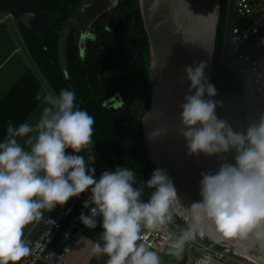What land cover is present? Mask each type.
Listing matches in <instances>:
<instances>
[{
	"label": "clouds",
	"instance_id": "9594fccd",
	"mask_svg": "<svg viewBox=\"0 0 264 264\" xmlns=\"http://www.w3.org/2000/svg\"><path fill=\"white\" fill-rule=\"evenodd\" d=\"M206 62L184 69L189 82L179 105L182 138L189 156L217 157L215 172L202 173L201 199L188 207L191 223L170 245L184 243L210 223L223 238L264 242V112L234 127L219 116L223 101L205 76ZM73 91H48L39 120L34 124L7 123L0 140V264H17L30 253L22 239L24 228L43 219L70 198L88 193L80 222L102 232L92 253L107 257V264H159V256L137 243L142 229L158 230L172 221L170 208L178 203L176 189L163 168H156L143 186H134L135 174L115 167L95 176L92 148L94 119L75 103ZM161 135L149 133V139ZM23 139V145L20 140ZM66 150H71L66 154ZM89 153L86 158L81 153ZM50 224L55 222L47 221Z\"/></svg>",
	"mask_w": 264,
	"mask_h": 264
},
{
	"label": "water",
	"instance_id": "95a60500",
	"mask_svg": "<svg viewBox=\"0 0 264 264\" xmlns=\"http://www.w3.org/2000/svg\"><path fill=\"white\" fill-rule=\"evenodd\" d=\"M220 3L221 0H138L148 43L152 86L149 107L140 122L144 154L152 170L163 168L171 179L179 202L170 210L186 228L191 223L188 207L201 199V174L215 172L221 161L215 156L187 154L179 121V105L189 87L184 69L206 62L205 76L212 83ZM81 10L76 11L63 30L60 50L64 32L74 26ZM0 15L12 19L19 29L38 39L52 22L51 15L35 10L24 0H0ZM138 51L133 27L130 48L123 61L130 64ZM61 69L66 74L63 61ZM154 130H160L161 135L150 140L149 133ZM197 235L216 248L226 249L253 264H264V242L251 236L245 240L223 238L207 222L203 225V235Z\"/></svg>",
	"mask_w": 264,
	"mask_h": 264
},
{
	"label": "flooded vegetation",
	"instance_id": "af4514ba",
	"mask_svg": "<svg viewBox=\"0 0 264 264\" xmlns=\"http://www.w3.org/2000/svg\"><path fill=\"white\" fill-rule=\"evenodd\" d=\"M25 2L35 10L52 16L51 24L44 31L45 33L50 29L44 42L45 51L52 46L55 33L61 39L69 19L82 8L74 26L64 32L58 59L49 56L47 60V63L59 61L60 66L63 61L66 68V74L63 73L56 89L58 92L61 89L73 91L75 103L88 114H124L125 125L141 132L140 122L148 110L152 86L149 81L148 43L144 48L143 42H147V38L138 0ZM89 3L90 9H87ZM133 27L137 32L139 51L129 64L123 61V57L130 48ZM70 49H74V52H70ZM33 65L39 76L34 61ZM69 65L75 67L77 74L74 78L68 74ZM46 87L49 91H54L47 85Z\"/></svg>",
	"mask_w": 264,
	"mask_h": 264
},
{
	"label": "built area",
	"instance_id": "2783aa9c",
	"mask_svg": "<svg viewBox=\"0 0 264 264\" xmlns=\"http://www.w3.org/2000/svg\"><path fill=\"white\" fill-rule=\"evenodd\" d=\"M223 4V32L220 47V61L233 76L248 87L254 118L260 113L258 104L264 94V54L256 59L251 51H243L247 42L258 35L264 27V0H221ZM5 17L0 20L4 23ZM97 157L92 166L98 179L104 171H112ZM87 154L86 158L88 157ZM88 193L78 198H70L59 206L53 216L46 218L45 226L33 242L24 240L30 253L17 264H63L83 235L86 227L79 216L89 214L83 208ZM171 213V210H170ZM52 220L55 223H48ZM173 221L158 230H144L137 243H143L149 250L155 251L166 259H176L181 264H253L226 249L213 248L197 238L187 240L182 250L170 247L180 236Z\"/></svg>",
	"mask_w": 264,
	"mask_h": 264
},
{
	"label": "trees",
	"instance_id": "16d2710c",
	"mask_svg": "<svg viewBox=\"0 0 264 264\" xmlns=\"http://www.w3.org/2000/svg\"><path fill=\"white\" fill-rule=\"evenodd\" d=\"M222 10L223 4L221 2L212 79V83L217 89V97L215 99L223 101V107L218 109L217 114L228 119L234 127H243L246 124V110L243 103L241 84L220 61V47L223 32ZM21 32L25 48L30 58L34 61L39 76L33 71H27L0 100V140H3L6 135V127L9 121L14 126L26 122L39 103L38 96L42 93L43 85H47L58 93L56 87L61 82L63 75L59 61L56 63H47L49 56L50 58L58 59L60 50L59 34H54L52 46L50 45V48L45 51L44 42L50 29H47L40 39L36 38L30 32L23 30ZM263 40L264 27L258 35L251 38L243 46L242 50L251 51L254 53L255 58L258 59L264 54ZM143 47H147L146 41L143 42ZM70 52L73 53L74 49H70ZM74 68L73 65L67 66L68 74L73 78L77 74ZM258 108L260 112H264V94L259 101ZM89 115L93 117L95 123L93 126L92 144L99 160L112 171L117 166L132 170L135 174L136 181L134 186L143 188L144 196L142 199L147 200L151 190L143 186V181H146L150 177L153 170L144 154L140 130L126 126V116L124 114L122 116L120 114L103 116L98 112H91ZM171 215L173 223L178 227L179 232L186 231L187 228L181 220L172 212ZM194 238L204 241L198 235L194 236ZM176 264L181 263L177 262Z\"/></svg>",
	"mask_w": 264,
	"mask_h": 264
},
{
	"label": "crops",
	"instance_id": "0c3cea01",
	"mask_svg": "<svg viewBox=\"0 0 264 264\" xmlns=\"http://www.w3.org/2000/svg\"><path fill=\"white\" fill-rule=\"evenodd\" d=\"M1 19H3V17L0 16V20ZM7 19L8 18L4 19V23L0 24V100L27 71L30 70L36 74L33 61L25 48L21 30L17 28L15 24L8 23ZM44 87L45 86H43V92L38 96L39 103L37 107L26 120L30 125H34L39 120L42 109L45 106L43 104V97L49 90ZM20 143L23 145V139L20 140ZM70 153L71 150H66V154ZM81 154L86 157L88 152L85 151ZM58 207L59 206L51 213H45L43 219L40 221H34L27 225L24 228L22 239L33 242L44 228L46 218L53 216ZM144 230L146 229H142L141 232ZM102 231L98 217L97 227L95 229H85L83 235L76 242L63 264H107L106 256H96L92 253L93 243L99 239Z\"/></svg>",
	"mask_w": 264,
	"mask_h": 264
},
{
	"label": "rangeland",
	"instance_id": "374dc122",
	"mask_svg": "<svg viewBox=\"0 0 264 264\" xmlns=\"http://www.w3.org/2000/svg\"><path fill=\"white\" fill-rule=\"evenodd\" d=\"M0 16H2V15H0ZM7 22L10 23V24L11 23L15 24V22L12 19H10V18L7 19ZM15 26H16V24H15ZM34 71H36V70L34 69ZM241 87H242V93H243V103H244L245 110H246V122H247L249 119L254 118L253 109L251 107V96H250V91H249L247 86H245L243 83H241ZM44 88L47 89L46 86ZM42 92H43V89H42ZM92 150H94V149L92 148ZM95 160H97L96 156H95ZM212 247L216 248L214 246H212ZM158 256H159V263H165V264H174V263L176 264L177 263L176 259H166V258H163V256H161V255H158Z\"/></svg>",
	"mask_w": 264,
	"mask_h": 264
}]
</instances>
